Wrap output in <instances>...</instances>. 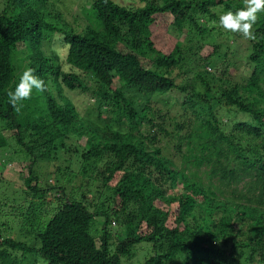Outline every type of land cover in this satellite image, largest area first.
I'll list each match as a JSON object with an SVG mask.
<instances>
[{"label": "trees", "instance_id": "trees-1", "mask_svg": "<svg viewBox=\"0 0 264 264\" xmlns=\"http://www.w3.org/2000/svg\"><path fill=\"white\" fill-rule=\"evenodd\" d=\"M58 1L0 0L1 163L50 198L0 264H122L142 241L141 264H264V13L246 40L218 23L243 0ZM28 67L46 90L17 113Z\"/></svg>", "mask_w": 264, "mask_h": 264}, {"label": "rangeland", "instance_id": "rangeland-1", "mask_svg": "<svg viewBox=\"0 0 264 264\" xmlns=\"http://www.w3.org/2000/svg\"><path fill=\"white\" fill-rule=\"evenodd\" d=\"M63 1L65 2L63 4V7L60 5L61 4L60 1H58V3L62 7V9H66L67 7H69V5L75 3L76 0H63ZM55 46L56 44H54V47ZM238 46L242 51V48H244L245 45L242 42H240ZM23 47L24 46L20 44V48ZM163 47L171 48L170 42H166ZM222 52H225L224 47L222 48ZM219 62L221 63V61ZM84 97L87 96L84 95ZM166 97L168 96H164V98ZM173 101L174 100H171L170 102ZM79 108H80L79 111L81 113H84V108L82 109L81 106ZM1 127H2V122L0 121V134L2 135V138L0 139V145H4V147L6 146L5 148L3 147V149L0 151V154L3 152L6 155L11 151L13 153L16 146L13 143L10 144V140L4 136L3 132H1ZM80 141L82 142V139ZM8 144H10L11 146H9ZM10 156L12 159L11 162L14 164L17 162V160H20V158L15 155H10ZM0 157L4 158V156L1 155ZM6 162L7 164L1 163V158H0V232L5 237H11L12 239L21 240L30 244L34 240L32 234H34L36 228H38V223L42 222V216H43L42 214L46 211V207L44 204H46L45 202L49 201L50 198L49 197L47 199L44 198L45 200L43 201V199L39 197H35L34 194H31L30 191L26 190L25 187H23L24 184L22 182V179L18 175L19 169L18 170L15 168L11 169L10 168L11 163L9 164L8 161ZM50 176H51L50 172L46 170L43 171L40 180L41 184H45L46 181L50 179ZM63 184L65 185V188L68 190L70 189L69 187H71V184H74V182L68 185L63 182ZM91 188H94V186ZM76 192L77 191L75 190V193ZM40 215L42 216L40 217V221H39ZM93 223H92L93 227L91 226V234L96 235L98 234L97 230L100 228L102 224V218L95 217ZM34 228L35 230H33ZM94 228H97V230H95ZM150 252H151L150 243L142 241L141 243L135 246L133 256H131L130 258L122 257L121 259L122 264H141L145 260V258L150 254ZM37 257H41V256L37 255L36 253L28 254L26 259H24L25 256L22 258V261L24 259L23 264H36Z\"/></svg>", "mask_w": 264, "mask_h": 264}, {"label": "clouds", "instance_id": "clouds-1", "mask_svg": "<svg viewBox=\"0 0 264 264\" xmlns=\"http://www.w3.org/2000/svg\"><path fill=\"white\" fill-rule=\"evenodd\" d=\"M260 13H264V0H243V7L236 11L228 10L220 14L218 23L226 32L239 34L246 40H254L256 38L254 25ZM56 50L53 49V51ZM34 90L44 92L46 90L45 81L35 74L33 68L28 67L19 76L14 90L8 92V102L18 113L21 110L22 102L31 99ZM36 264H48V261L44 257H37Z\"/></svg>", "mask_w": 264, "mask_h": 264}]
</instances>
